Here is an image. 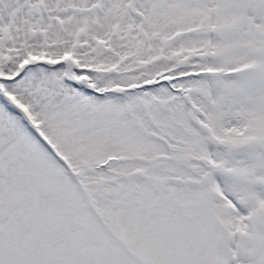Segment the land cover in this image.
I'll list each match as a JSON object with an SVG mask.
<instances>
[{"label": "snow or ice", "instance_id": "6c2138e0", "mask_svg": "<svg viewBox=\"0 0 264 264\" xmlns=\"http://www.w3.org/2000/svg\"><path fill=\"white\" fill-rule=\"evenodd\" d=\"M0 264H264V0H0Z\"/></svg>", "mask_w": 264, "mask_h": 264}]
</instances>
